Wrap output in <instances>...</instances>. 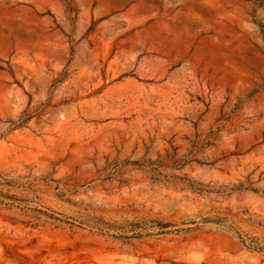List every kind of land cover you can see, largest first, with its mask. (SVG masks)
<instances>
[{
	"label": "rangeland",
	"instance_id": "1",
	"mask_svg": "<svg viewBox=\"0 0 264 264\" xmlns=\"http://www.w3.org/2000/svg\"><path fill=\"white\" fill-rule=\"evenodd\" d=\"M0 264H264V0H0Z\"/></svg>",
	"mask_w": 264,
	"mask_h": 264
},
{
	"label": "trees",
	"instance_id": "2",
	"mask_svg": "<svg viewBox=\"0 0 264 264\" xmlns=\"http://www.w3.org/2000/svg\"><path fill=\"white\" fill-rule=\"evenodd\" d=\"M217 221H221V218L218 217L216 219ZM107 227L112 226V224H107ZM175 224L172 222H167L163 219H157V218H143L141 221L133 222L130 224V230L132 233H118L116 236L121 238H141L143 236H149L153 234H165L172 231H179V228H175L174 230H171L170 227H173ZM99 231H106L104 227H97ZM182 230V229H181ZM243 243L252 249L255 250H262L260 247L256 246L255 244H252L250 242H247L246 240H242Z\"/></svg>",
	"mask_w": 264,
	"mask_h": 264
}]
</instances>
